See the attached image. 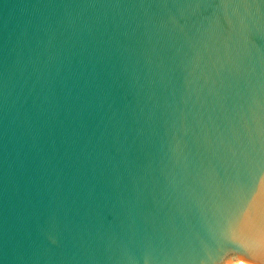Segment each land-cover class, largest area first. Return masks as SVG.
Listing matches in <instances>:
<instances>
[{"label": "water", "instance_id": "1", "mask_svg": "<svg viewBox=\"0 0 264 264\" xmlns=\"http://www.w3.org/2000/svg\"><path fill=\"white\" fill-rule=\"evenodd\" d=\"M264 264V0H0V264Z\"/></svg>", "mask_w": 264, "mask_h": 264}, {"label": "bare ground", "instance_id": "2", "mask_svg": "<svg viewBox=\"0 0 264 264\" xmlns=\"http://www.w3.org/2000/svg\"><path fill=\"white\" fill-rule=\"evenodd\" d=\"M237 264H241V263H237Z\"/></svg>", "mask_w": 264, "mask_h": 264}]
</instances>
